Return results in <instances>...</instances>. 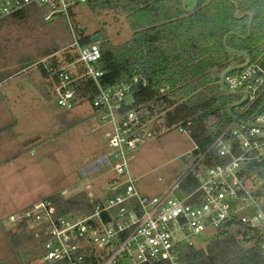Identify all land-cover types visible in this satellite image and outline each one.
Returning a JSON list of instances; mask_svg holds the SVG:
<instances>
[{
  "label": "built area",
  "instance_id": "2783aa9c",
  "mask_svg": "<svg viewBox=\"0 0 264 264\" xmlns=\"http://www.w3.org/2000/svg\"><path fill=\"white\" fill-rule=\"evenodd\" d=\"M85 0H0V19L31 4L44 11L45 21L65 19L73 42L39 61L52 81L56 104L73 110L88 103L102 122H106L109 147L99 166H109L113 174L105 181L106 190L92 199V210L72 211L57 200L42 197L25 209L12 214L14 223L37 227L43 239L42 260L68 264H159L168 261L180 264L182 248L206 229H217L229 220L250 226H264V177L248 176L244 170L251 162H264V104L247 119L240 115L213 142L221 156L230 157L225 164L207 167L203 154L193 150L186 154L187 164L179 179L166 192L147 194L137 188V179L130 170L133 151L145 143L153 132L141 122L135 110L122 111L132 89L145 78L134 76L129 81L103 87L98 42L81 44L71 9ZM62 52H76L74 60L61 58ZM56 60V61H54ZM246 63V62H245ZM228 68L223 80L224 91L239 96L236 105L246 113L261 98L264 100V67L249 62ZM223 74V73H222ZM93 80L98 92L90 102H81L79 86ZM221 83V79H220ZM1 84V81H0ZM222 87V86H221ZM179 130H189L179 126ZM230 132L236 139H225ZM237 142V144H236ZM238 149V151H236ZM192 172L197 184L190 191L182 187L185 176Z\"/></svg>",
  "mask_w": 264,
  "mask_h": 264
},
{
  "label": "trees",
  "instance_id": "16d2710c",
  "mask_svg": "<svg viewBox=\"0 0 264 264\" xmlns=\"http://www.w3.org/2000/svg\"><path fill=\"white\" fill-rule=\"evenodd\" d=\"M196 2L195 7L189 10L183 7L182 0H85L83 3L94 13L123 15L132 36L114 45L103 30L89 34L77 31L81 44L92 43L94 34L100 38L99 65L103 75L99 81L103 87L129 81L134 76L147 80V84L140 83L132 89L122 111L135 110L141 122L160 117L166 129L181 126L189 130L188 134L197 146L194 153L203 154L202 164L211 167L230 160L212 147L216 138L233 121L229 108L233 115L247 119L250 114L259 112L261 104H264L261 98L241 114L236 105L239 96L224 91L220 83L224 71L247 61L245 54L251 62L264 67V0ZM194 3L192 0L191 6ZM186 6L189 7L187 0ZM237 9L243 16H236ZM71 12L75 17V11L71 9ZM43 13L38 5H27L0 19V24L7 18L14 22L38 20L46 23ZM247 13L252 16L251 24V16ZM57 50L52 41L38 55L44 58ZM76 56V52H62L60 57L74 60ZM37 66L47 77L43 63ZM0 78L4 77L0 75ZM97 92V85L91 79L83 80L79 86L81 102H90ZM224 136L235 143L236 139L230 132ZM244 170L248 176L264 177V162H251L245 165ZM196 184L197 179L192 172L182 181L186 191ZM259 194L264 196V187ZM57 202L72 211L92 210L88 191L62 195ZM33 236L37 241L38 236ZM38 239L39 243L43 242L42 238ZM37 242L36 247L39 246ZM36 255L41 256L39 248ZM181 261L186 264H264V229L229 220L215 230L204 247H183ZM159 264L171 263L162 261Z\"/></svg>",
  "mask_w": 264,
  "mask_h": 264
},
{
  "label": "rangeland",
  "instance_id": "374dc122",
  "mask_svg": "<svg viewBox=\"0 0 264 264\" xmlns=\"http://www.w3.org/2000/svg\"><path fill=\"white\" fill-rule=\"evenodd\" d=\"M191 2L187 0L189 6ZM74 18L79 30L86 34L103 30L114 45L132 36L118 13H94L81 3ZM42 22L7 18L0 24V75L4 77L0 78V117L4 120L0 123V264H45L43 243L39 237L34 241L37 227L12 222V214L42 197L57 200L90 189L98 196L113 174L109 166L92 170L109 150L104 134L108 124L93 114L88 103L71 111L60 108L48 78L35 64L52 41L60 53L74 40L65 19ZM146 128L153 133L133 151L130 170L141 192L159 194L179 179L186 154L195 143L185 131L166 129L160 117L146 123ZM214 232L206 229L193 240L194 247H204Z\"/></svg>",
  "mask_w": 264,
  "mask_h": 264
},
{
  "label": "water",
  "instance_id": "95a60500",
  "mask_svg": "<svg viewBox=\"0 0 264 264\" xmlns=\"http://www.w3.org/2000/svg\"><path fill=\"white\" fill-rule=\"evenodd\" d=\"M196 4H197V2H196V0H195L194 5L187 7V6H186V0H182V5H183V7L187 8V9H189V10H192V9L195 7ZM247 14H250V13H247ZM236 16H237V17H241V16H243V14H242V15H239V10L237 9V11H236ZM250 16H251V14H250ZM251 22H252V16H251L250 24H251ZM99 40H100V38H99V36H98L97 34H94V35L92 36V41H93V42H99ZM245 56H246V58H247V61H246V63H245L243 66L249 64V62L251 61V60H250V57H249L247 54H245ZM225 74H226V72H223V74L221 75V86H222V88H224V86H223V80H224V76H225ZM229 113L232 115V117H235V115L232 114L231 107L229 108ZM235 118H236V117H235ZM262 228L264 229V226H263Z\"/></svg>",
  "mask_w": 264,
  "mask_h": 264
},
{
  "label": "crops",
  "instance_id": "0c3cea01",
  "mask_svg": "<svg viewBox=\"0 0 264 264\" xmlns=\"http://www.w3.org/2000/svg\"><path fill=\"white\" fill-rule=\"evenodd\" d=\"M47 78H48V81H49V83H50V85H49V86H50V89H52V82H51V79H50L48 76H47ZM0 81L2 82L3 80H0ZM0 97H3V95L1 94ZM2 121H4V120L0 117V123H2ZM106 131H107V129H106ZM106 131H104L105 137H106V133H107ZM90 190H91V189H90ZM90 190H89V191H90Z\"/></svg>",
  "mask_w": 264,
  "mask_h": 264
}]
</instances>
